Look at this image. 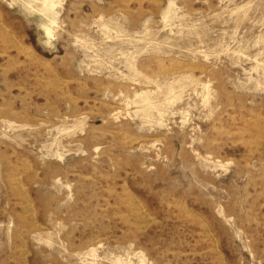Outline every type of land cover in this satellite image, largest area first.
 <instances>
[{
  "label": "rangeland",
  "instance_id": "1",
  "mask_svg": "<svg viewBox=\"0 0 264 264\" xmlns=\"http://www.w3.org/2000/svg\"><path fill=\"white\" fill-rule=\"evenodd\" d=\"M53 1L0 0V264H264V0Z\"/></svg>",
  "mask_w": 264,
  "mask_h": 264
},
{
  "label": "bare ground",
  "instance_id": "2",
  "mask_svg": "<svg viewBox=\"0 0 264 264\" xmlns=\"http://www.w3.org/2000/svg\"><path fill=\"white\" fill-rule=\"evenodd\" d=\"M44 1H45V2L48 1V2H52V3H54L53 0H44ZM54 5H55V3H54ZM57 7H58V6H57ZM60 7H61V6H60ZM48 12H49L50 14H53V11H48ZM48 12H47V15H48ZM45 14H46V13H45ZM56 14H57V13H56ZM44 16H45V15H44ZM48 16H49V15H48ZM53 17H54V16H53ZM53 17H50V18H53ZM56 18H57V17H56ZM46 19H47V18H46ZM54 19H55V18H54ZM54 19H53V20H54ZM50 21L52 22V20H50ZM50 21H49V22H50ZM54 21H55V20H54ZM43 24H45V23H43ZM43 24H42V25H43ZM49 24H50V23H49ZM42 25H41V27H42ZM45 25H46V24H45ZM50 26H51V24H50ZM53 26H54V25H53ZM43 28H44V27H43ZM48 28H49V27H48ZM44 29H46V28H44ZM47 35H48V34H47ZM93 251H94V250H93Z\"/></svg>",
  "mask_w": 264,
  "mask_h": 264
}]
</instances>
